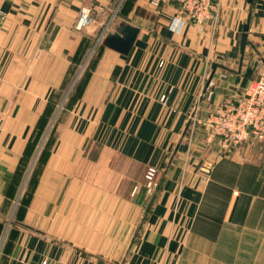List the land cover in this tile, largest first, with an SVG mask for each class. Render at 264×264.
Segmentation results:
<instances>
[{"label":"crops","instance_id":"0c3cea01","mask_svg":"<svg viewBox=\"0 0 264 264\" xmlns=\"http://www.w3.org/2000/svg\"><path fill=\"white\" fill-rule=\"evenodd\" d=\"M150 1L0 0V264H264V156L235 152L208 175L188 156L177 183L191 109L233 102L264 71V0H222L213 27L182 19L180 35L174 0ZM90 6L100 18L78 30ZM116 7L114 26L138 28L129 53L100 43L81 72ZM62 100L18 201L33 131Z\"/></svg>","mask_w":264,"mask_h":264},{"label":"built area","instance_id":"2783aa9c","mask_svg":"<svg viewBox=\"0 0 264 264\" xmlns=\"http://www.w3.org/2000/svg\"><path fill=\"white\" fill-rule=\"evenodd\" d=\"M222 0H174L177 4L179 18L190 22L199 30L205 25L213 27L218 21ZM160 0H151V5L158 6ZM89 10L80 9L77 29L86 26L91 20ZM110 27V23L108 24ZM208 87V85H206ZM205 90L200 91L202 98ZM194 117L190 122L197 121L206 131L207 142L216 144L224 152H230L236 146L249 140L264 141V71L251 83L249 88L233 102L219 105L202 120ZM147 189L157 187L156 171L148 168L144 177Z\"/></svg>","mask_w":264,"mask_h":264},{"label":"rangeland","instance_id":"374dc122","mask_svg":"<svg viewBox=\"0 0 264 264\" xmlns=\"http://www.w3.org/2000/svg\"><path fill=\"white\" fill-rule=\"evenodd\" d=\"M151 4V1H150ZM159 5V4H158ZM154 7V6H153ZM154 8H158V6L154 7ZM89 10L88 12V17L90 18V22L84 26L81 27V29L78 30H84L89 28L91 25H93V23L97 20V18L99 19L100 17L98 15H96V12H93L91 10V6L89 8H86ZM117 7L114 8L113 13L110 16H107L104 18L103 21V27L101 32L99 33L98 38H94V44L89 52V56H88V60L87 62L84 64V66L81 69V72L83 71H88L89 67L92 65V60L94 59V56L97 55L98 52V48L99 45L103 39V37L106 35V32L110 31L111 29H109L108 24H111V28L113 30L114 27V23L117 19ZM80 16V15H79ZM79 19V18H78ZM78 22V21H77ZM112 22V23H111ZM78 75V74H77ZM76 77L73 79V84L70 87V92L69 94H71L72 92L75 91L76 88V84L80 83V80ZM204 88V87H203ZM62 99V98H61ZM200 99V98H199ZM64 101V102H63ZM65 103V100H62L61 102L59 101L58 105H57V110L56 112H54L53 116L51 117V119L49 117H46V124H49L48 128L47 126H40L39 129H34L33 131V139L42 141L41 142H37L35 144L32 145V150L33 152L35 151V157L33 159V163H31L28 171H26V175H25V183L23 184V190L21 191L20 195H19V200H22L23 198V191H25L26 186H27V182L30 180L31 176L33 175V170L35 167V164L38 163L39 158L44 157L43 153H46V148L48 145V140L50 139L51 135H54L55 132V123L57 122V120L59 119V117L61 116V114H63V105ZM197 107V106H195ZM195 107H193L191 109L190 115L188 117V121H187V125L185 128V134H186V140H185V152H183V156L181 158V165L179 166V176L180 179H178L177 183L179 182V184H181L183 181H181V179L184 176L185 173V165H183L182 163L184 162L185 157L187 158L188 156H193L195 163H196V168L198 167V171L205 173L206 175H208V173L210 172V170L214 167V165L219 162V160L221 158L224 157H229L233 154H235V152H237L240 156H241V160L244 162H249V163H256L259 162L260 160H262L263 156H264V141H256V140H249L246 141L244 143H241L240 145L236 146L233 150H231L230 152H224L223 150L220 149L219 146H217L216 144H213V142L209 143L206 140V131L204 129V127L202 126V124L198 123L197 121L190 122V120H192L194 117H192V115H194V109ZM207 109L205 111L202 110V113L198 112V107H197V112L195 114V119L196 120H202L204 118H206L207 115ZM47 114V113H46ZM52 114V113H51ZM201 114V115H200ZM49 120V122H48ZM213 153L215 155L214 158H210L209 154ZM33 165V166H32ZM155 171H156V181H157V187L154 189H147L148 191V197H152L155 192L158 190L159 187V182H160V178H161V174H162V170L161 169H157L155 167H152ZM207 180V177H206ZM144 183V181H143Z\"/></svg>","mask_w":264,"mask_h":264},{"label":"water","instance_id":"95a60500","mask_svg":"<svg viewBox=\"0 0 264 264\" xmlns=\"http://www.w3.org/2000/svg\"><path fill=\"white\" fill-rule=\"evenodd\" d=\"M248 2L251 3L252 0H248ZM247 31L248 25L245 24L239 43L240 61L247 44ZM137 33L138 28L124 22H119L113 27L112 31L106 33L101 41V45L119 54L127 55L136 39ZM212 68L215 69L216 65H212Z\"/></svg>","mask_w":264,"mask_h":264},{"label":"clouds","instance_id":"9594fccd","mask_svg":"<svg viewBox=\"0 0 264 264\" xmlns=\"http://www.w3.org/2000/svg\"><path fill=\"white\" fill-rule=\"evenodd\" d=\"M184 30V22L181 18H175L170 25V31H172L175 35L182 34Z\"/></svg>","mask_w":264,"mask_h":264}]
</instances>
